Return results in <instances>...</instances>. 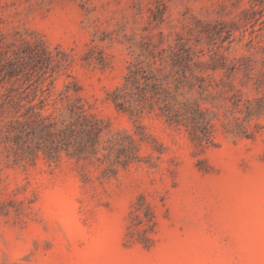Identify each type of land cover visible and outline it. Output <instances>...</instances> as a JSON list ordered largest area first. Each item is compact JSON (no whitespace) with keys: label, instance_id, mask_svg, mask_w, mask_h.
<instances>
[{"label":"rangeland","instance_id":"rangeland-1","mask_svg":"<svg viewBox=\"0 0 264 264\" xmlns=\"http://www.w3.org/2000/svg\"><path fill=\"white\" fill-rule=\"evenodd\" d=\"M0 264H264V0H0Z\"/></svg>","mask_w":264,"mask_h":264}]
</instances>
